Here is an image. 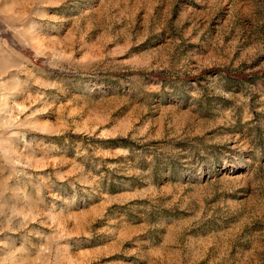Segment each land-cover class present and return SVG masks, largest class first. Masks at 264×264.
<instances>
[{"label": "rangeland", "instance_id": "1", "mask_svg": "<svg viewBox=\"0 0 264 264\" xmlns=\"http://www.w3.org/2000/svg\"><path fill=\"white\" fill-rule=\"evenodd\" d=\"M0 264H264V0H0Z\"/></svg>", "mask_w": 264, "mask_h": 264}]
</instances>
